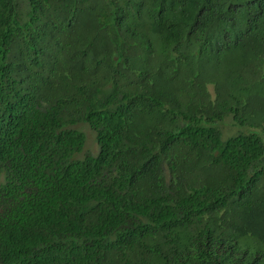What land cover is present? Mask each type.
Here are the masks:
<instances>
[{
	"label": "trees",
	"instance_id": "obj_1",
	"mask_svg": "<svg viewBox=\"0 0 264 264\" xmlns=\"http://www.w3.org/2000/svg\"><path fill=\"white\" fill-rule=\"evenodd\" d=\"M0 264H264V0H0Z\"/></svg>",
	"mask_w": 264,
	"mask_h": 264
},
{
	"label": "rangeland",
	"instance_id": "obj_2",
	"mask_svg": "<svg viewBox=\"0 0 264 264\" xmlns=\"http://www.w3.org/2000/svg\"><path fill=\"white\" fill-rule=\"evenodd\" d=\"M78 128L87 135V147H86L87 151H90L93 154H96L98 150V146L96 142L95 133L86 125H81ZM222 130H223L225 137H228L229 135L236 132V129H234L231 126L229 121H227L226 126H222Z\"/></svg>",
	"mask_w": 264,
	"mask_h": 264
}]
</instances>
